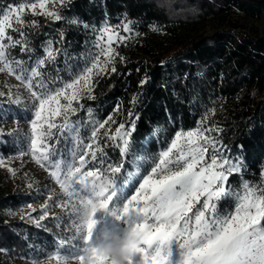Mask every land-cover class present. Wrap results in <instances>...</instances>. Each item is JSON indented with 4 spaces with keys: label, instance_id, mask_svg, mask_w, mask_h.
Returning <instances> with one entry per match:
<instances>
[{
    "label": "trees",
    "instance_id": "obj_1",
    "mask_svg": "<svg viewBox=\"0 0 264 264\" xmlns=\"http://www.w3.org/2000/svg\"><path fill=\"white\" fill-rule=\"evenodd\" d=\"M22 1L32 0H0V10ZM58 13L59 21L25 12V23L14 26L25 33L31 52L22 53L17 45L7 49L10 58L29 67L52 40L59 52L41 69L50 83L88 65L93 25L106 18L131 25L136 34L115 47L124 58H116L117 71L95 76L94 99L81 100L82 119L103 122L131 114L132 146L140 156L166 147L176 131L201 123L232 156L242 158L243 179L264 187V0H65ZM73 19L79 23H70ZM8 35L21 39L12 29ZM20 111L10 102L0 104V112L10 117L16 112L22 117ZM58 138L55 149L64 152L70 144L65 136ZM117 143L103 136L95 144L108 162L120 163ZM15 150L0 140V153ZM230 184L239 189L241 177L232 176ZM27 200L26 193L9 191L0 181V264H7L3 251L13 258L46 256L65 238L48 227L9 220L7 212ZM218 207L233 211L234 204L222 200Z\"/></svg>",
    "mask_w": 264,
    "mask_h": 264
},
{
    "label": "snow or ice",
    "instance_id": "obj_2",
    "mask_svg": "<svg viewBox=\"0 0 264 264\" xmlns=\"http://www.w3.org/2000/svg\"><path fill=\"white\" fill-rule=\"evenodd\" d=\"M58 2L63 4L65 0ZM46 3L47 0H39L0 10V71L7 69L15 74L29 90L34 118L29 121L30 135L26 134L28 151L61 189L55 199L64 216L53 218L66 219L65 231L70 235L47 258L54 256L57 264H110L95 252L101 234L108 233L138 238L130 264H264V187L243 179L242 158L232 156L230 149L208 135L212 129L176 131L169 146L153 157L150 167H145L140 149L133 150L135 120L127 129L121 123L114 136L105 133L108 139L118 141L120 163L108 162L103 148L98 144L93 147L98 131L105 128L111 116L92 128L91 143L81 139L80 123L70 117L78 111L73 102L78 103L82 94L94 99L90 83L93 73L99 76L117 71L116 58H124L110 44L106 48L97 44L100 51L90 57V66L67 82L49 83L41 71L59 52H54L51 41L44 48L46 55L27 68L24 60L10 58V47L19 45L22 53L31 52L25 33L14 26L25 23L26 9L57 21L63 19L59 13L49 11ZM70 23L79 21L73 19ZM8 29L19 32L21 39L14 40ZM124 30L130 31L127 24ZM109 31L108 27L102 29V33ZM5 39L9 43L5 44ZM4 96L0 92V97ZM61 99L66 103L62 104ZM14 102L21 103L19 98ZM57 117H62L59 126L54 122ZM7 118V112H0V121ZM53 129L65 136L70 148L64 152L55 149L51 142ZM239 147L243 150L244 146ZM98 152L102 155L98 156ZM234 175L241 177L239 189L230 184ZM222 200L234 204V211L230 207L220 209L218 203ZM42 207L47 209V203ZM97 214L106 221L99 232ZM28 218L40 227V222L48 218V211L38 219L30 215ZM32 264L41 261L34 259Z\"/></svg>",
    "mask_w": 264,
    "mask_h": 264
},
{
    "label": "rangeland",
    "instance_id": "obj_3",
    "mask_svg": "<svg viewBox=\"0 0 264 264\" xmlns=\"http://www.w3.org/2000/svg\"><path fill=\"white\" fill-rule=\"evenodd\" d=\"M30 2L38 3L39 0L22 1L20 3H30ZM20 3L11 4V5L18 6ZM60 6L61 4L58 2V0H47L46 8L49 11H54L58 13ZM25 12H31V11L26 9ZM40 12L41 9L37 8V13ZM124 25L125 24H113L111 20L108 18L104 19L98 24L93 25L92 28L95 36V43H94V48L92 50L93 51L92 55H95L100 51V49L96 47L97 44H100L105 48L108 47L110 44L111 47L115 49L117 44L126 41L127 39H129L130 37L136 34L132 26L129 24L127 25L130 28V31L126 32L124 30ZM105 27H108L110 29L108 33H102V29ZM121 37H123L124 39H120ZM49 41L52 42V46H53V41L52 40ZM4 43L7 44L9 42L7 39H5ZM45 55L46 54H44V56ZM103 59L104 58L101 57V60ZM90 62L88 63L87 66H90ZM0 67H3V65H0ZM13 68L14 69L16 68L14 64H13ZM85 68L86 67L78 71L76 74L81 73ZM16 71L18 72L19 70L16 69ZM76 74L75 73L70 74V76L66 78L64 77L60 79L57 78L56 81L67 82L71 80ZM95 76L97 75L93 73L90 81L91 89L93 85V79L95 78ZM59 86H62V84ZM77 87H80V85H78ZM0 92L5 93L4 97H0V104L4 102H10L14 104V106H16V109H20L21 110L20 112L22 114V117H17L16 116L17 112H16L11 117L8 116L7 119L0 121V132L3 133V135H0V140L4 144L11 143V145H13L16 148V150L12 151L10 154L0 153V181L3 182V184L9 191L26 193L27 196L29 197V200L24 201L23 204H21V206H19L18 208L10 209L7 212L8 218L11 221L35 225L32 222V220L28 218L29 215L35 219H38L39 216L42 215L44 211L47 210L48 218L40 222L41 226L48 227L49 230L53 231L56 236L62 235L65 237L64 239H66L70 235L69 232L65 231V228L68 226L67 220L64 219L62 221H57L56 219L53 218L56 216H61V217L64 216L62 209L56 206V199H55L56 194H59L61 192V189L55 183L54 179L50 176L49 171L45 170V168H42L40 164L36 162V160L32 157V155L28 151L29 145L26 134L30 135L31 126L29 121L30 119L34 118L32 105H31V94L27 89L26 85L22 81L17 80L15 74L10 73L7 69H5L4 71H0ZM84 97H87V95L82 94V97L79 99L78 103L73 102V106L78 107V111L76 112L75 115L70 114V117L72 121L80 123L81 139L85 143H91L92 142L90 139L91 130L93 127H95L98 124V122L101 121L92 119L91 117L85 118L84 120L82 119V115L80 114L83 113L84 109L79 108V105H81V100ZM16 98H19V100L21 101L20 104H16L14 102ZM61 103L62 104L66 103V101L61 99ZM89 115H91V110L86 111V116ZM120 117L121 120H117V118L113 117L106 124L104 129H100L98 131L96 143L101 137L105 136V133H108L109 135H113V136L116 135L115 129L118 128L121 123H123L127 129L133 121L132 115L130 114L121 115ZM54 122L59 126L62 122V117L54 118ZM198 127L201 128V130L206 129L202 126L201 123H199L195 128L189 130H194ZM8 133H11V135H9ZM53 133L55 135L51 142L57 143L58 142L57 140L59 139L58 137L61 135L60 131L58 129H53ZM207 134L211 136L210 133ZM171 139L169 140L166 147L159 148L153 154L150 155L145 154L141 156L144 158L145 167H150L152 165L153 157L158 156V154L162 150H165L169 146ZM53 145L56 148V144ZM70 147L71 145L69 146V148ZM93 147L95 148L96 144H94ZM22 153H27V154H22ZM30 185L31 187H29ZM49 195L53 196L52 200L48 199ZM46 203L48 205L47 209L42 207ZM29 205H31V207H29ZM33 209H35V211H33ZM233 211H234V207H233ZM96 218L100 220L99 214H97ZM57 223H60V227H57ZM105 223L106 221L100 220L97 226L98 232L104 228ZM2 256L7 264H32L34 259H39L41 261V264H57V260L55 259L54 256L52 259L49 260L47 258L48 255L42 256L38 253L22 258H13L9 256L7 251H3ZM73 264H75V262H73Z\"/></svg>",
    "mask_w": 264,
    "mask_h": 264
},
{
    "label": "clouds",
    "instance_id": "obj_4",
    "mask_svg": "<svg viewBox=\"0 0 264 264\" xmlns=\"http://www.w3.org/2000/svg\"><path fill=\"white\" fill-rule=\"evenodd\" d=\"M100 240L95 252L98 256L106 258L110 264H130L139 244L138 238L132 234L116 236L102 233Z\"/></svg>",
    "mask_w": 264,
    "mask_h": 264
}]
</instances>
